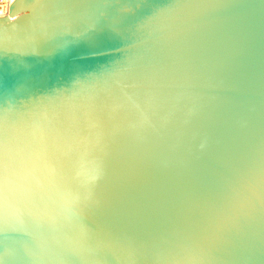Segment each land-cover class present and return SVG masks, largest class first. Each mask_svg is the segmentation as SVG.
I'll list each match as a JSON object with an SVG mask.
<instances>
[{
	"label": "water",
	"instance_id": "95a60500",
	"mask_svg": "<svg viewBox=\"0 0 264 264\" xmlns=\"http://www.w3.org/2000/svg\"><path fill=\"white\" fill-rule=\"evenodd\" d=\"M74 2L0 17V264H124L108 237L177 226L207 237L208 264H264V0H209L219 39L197 86L158 101L129 74L176 45L175 5L204 0ZM82 139L129 159L131 187L100 182V158L85 178Z\"/></svg>",
	"mask_w": 264,
	"mask_h": 264
},
{
	"label": "snow or ice",
	"instance_id": "6c2138e0",
	"mask_svg": "<svg viewBox=\"0 0 264 264\" xmlns=\"http://www.w3.org/2000/svg\"><path fill=\"white\" fill-rule=\"evenodd\" d=\"M46 3L72 12L82 7L74 0H46ZM174 7L184 10L179 17L181 29L177 33L176 45L158 50L145 63L135 66L129 74L130 81L135 82L144 97L153 101H158L177 80H183L185 86L196 87L219 39L211 19V10L219 5L204 0ZM91 48L92 54H103L96 41H93ZM0 137L6 138V131L0 132ZM105 147L106 151H98L96 143L80 140L76 164L85 178L93 179L98 175L96 159L100 158L103 161V177L100 182L115 172L118 190L130 188L136 177L132 162L127 158L115 160L109 145ZM243 167L247 168L246 160L243 161ZM257 179L264 188V156L257 169ZM258 211L264 218V202L259 205ZM107 239L112 255L124 264H208L209 253L214 250L204 242L207 237L179 226L156 229L150 233L132 232ZM177 249L181 250L179 255L174 254Z\"/></svg>",
	"mask_w": 264,
	"mask_h": 264
},
{
	"label": "built area",
	"instance_id": "2783aa9c",
	"mask_svg": "<svg viewBox=\"0 0 264 264\" xmlns=\"http://www.w3.org/2000/svg\"><path fill=\"white\" fill-rule=\"evenodd\" d=\"M14 0H0V17L7 16L9 8Z\"/></svg>",
	"mask_w": 264,
	"mask_h": 264
}]
</instances>
